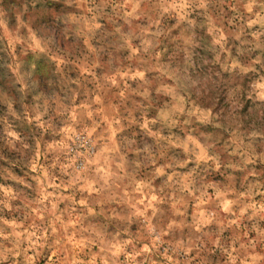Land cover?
<instances>
[{
    "label": "clouds",
    "instance_id": "clouds-1",
    "mask_svg": "<svg viewBox=\"0 0 264 264\" xmlns=\"http://www.w3.org/2000/svg\"><path fill=\"white\" fill-rule=\"evenodd\" d=\"M0 264H264V0H0Z\"/></svg>",
    "mask_w": 264,
    "mask_h": 264
}]
</instances>
